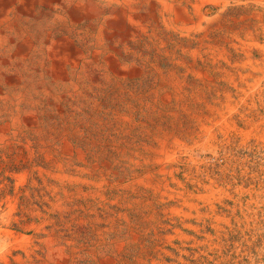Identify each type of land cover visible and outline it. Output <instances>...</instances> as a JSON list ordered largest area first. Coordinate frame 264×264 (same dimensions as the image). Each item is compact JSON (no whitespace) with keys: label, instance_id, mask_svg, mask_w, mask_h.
<instances>
[{"label":"rangeland","instance_id":"374dc122","mask_svg":"<svg viewBox=\"0 0 264 264\" xmlns=\"http://www.w3.org/2000/svg\"><path fill=\"white\" fill-rule=\"evenodd\" d=\"M93 1L0 48V264H264V0Z\"/></svg>","mask_w":264,"mask_h":264},{"label":"bare ground","instance_id":"6f19581e","mask_svg":"<svg viewBox=\"0 0 264 264\" xmlns=\"http://www.w3.org/2000/svg\"><path fill=\"white\" fill-rule=\"evenodd\" d=\"M156 1L161 6L162 14L166 13V11L170 13L175 5L173 0ZM107 3V13L109 16L107 15L108 17L106 18L111 19L110 22L125 24L128 21H135L136 14L134 12V8L131 7L133 0H107ZM94 6L95 5L93 0H86V2L82 0H0V48L6 47L8 50H11V48L18 46L17 50L14 49L11 50V52H14L15 50L17 52H26L33 49L34 43L31 39V35H29L30 33L24 32L23 29L19 26V22L20 20L26 19V16H33L34 14H36L37 8L53 7V9L57 11L55 20L52 22V24L47 25V33L50 36L52 34V31L54 30V25L57 23L56 19L59 20V18H62L64 20L69 18L71 21L79 22L83 19H90L92 17L94 18V16L96 15ZM198 8L200 7L198 6ZM212 10L208 9L205 13H211ZM101 15L106 16V13L101 12ZM39 18H41V16H39ZM206 20H208L206 14L202 15V17L200 16V19L196 22L195 28L198 30L204 29V21ZM185 28L187 30L192 29V27L188 26ZM48 38L45 40L46 42H43L42 49L46 48V52L49 53L51 57H57V54L62 55V51L67 52L68 49L67 47H64L66 45L63 44L64 42L68 41L67 37L53 40L50 44ZM17 40H19L20 42H18L16 45L15 42ZM69 43L70 42H68L67 45ZM45 44H48V46H45ZM69 46L71 53L75 56H73L72 62H75V58L77 59L76 49L72 44H70ZM66 56L63 55L56 58V67L54 68L55 75H63L64 65L66 62L64 59ZM165 153H169L167 149L165 150ZM214 194L215 191L212 190L211 193L207 195V197L214 196Z\"/></svg>","mask_w":264,"mask_h":264}]
</instances>
